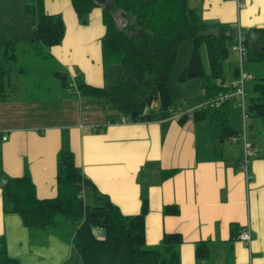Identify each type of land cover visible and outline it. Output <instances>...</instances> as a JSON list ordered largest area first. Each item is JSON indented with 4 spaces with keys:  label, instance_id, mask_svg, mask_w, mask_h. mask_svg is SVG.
<instances>
[{
    "label": "crops",
    "instance_id": "1",
    "mask_svg": "<svg viewBox=\"0 0 264 264\" xmlns=\"http://www.w3.org/2000/svg\"><path fill=\"white\" fill-rule=\"evenodd\" d=\"M242 2L240 6L237 0H188L205 20L240 27L249 42L257 43L261 35L254 29L264 26V0ZM26 5L27 0H0V21L1 11L11 12L9 39L34 36L36 18L27 12ZM44 6L48 13L60 14L66 27L61 43L46 49L44 56L54 71L58 68L68 74L67 80L72 74L94 86L119 84L120 73L103 62L104 6L99 4L92 10L88 24L80 22L72 0H44ZM1 33L0 39H7V34L2 37ZM175 67L179 73L182 64H174L172 69L173 99ZM227 77L226 83L234 82L231 70ZM74 85L72 95L61 97L52 107L39 97L25 102L32 107L19 96L0 102V132L7 135L6 140L0 137V163L7 175L21 176L28 171L39 198L55 197L57 156L67 136L76 164L124 214L140 213L143 198H148L147 247L160 246L167 232H179L184 238L179 245L180 264H198L196 244L201 240H207L210 248L209 258L202 264H264V150L255 141L247 135L255 153L249 157L246 171L243 150L233 145V140L225 143L219 157L209 124H196L192 119L180 122L182 113H191L207 101L204 96H183L188 99L177 111L152 107L148 121L122 116L125 121L110 122L108 115L116 114V109L103 98L81 95L77 82ZM60 91L66 93L62 86ZM31 108L40 112L34 116ZM230 118L235 129L244 128L245 122L247 131L248 118L244 121L238 104H231ZM255 125L253 120L252 127ZM166 169L175 172L162 179ZM83 196L87 204H93L92 188H86ZM167 205H177L179 213H165ZM232 223L239 227L236 236L231 234ZM245 226L252 233L249 244L239 237ZM75 227L68 226L65 239L42 233V229L31 231L20 215L4 212L0 186V236L6 235L9 254L21 264H83L70 240ZM94 232L105 235L101 227H95Z\"/></svg>",
    "mask_w": 264,
    "mask_h": 264
},
{
    "label": "trees",
    "instance_id": "2",
    "mask_svg": "<svg viewBox=\"0 0 264 264\" xmlns=\"http://www.w3.org/2000/svg\"><path fill=\"white\" fill-rule=\"evenodd\" d=\"M104 7L106 32L102 38V55L105 65L120 63L123 74L119 84L94 86L81 78L77 81L81 95L105 99L117 111L109 114L110 122H119L122 116L138 111L133 121H148L151 113L147 107L167 110L173 108L174 99L170 77L179 47L189 40L192 51L189 60L178 76L180 82L201 78L200 96L206 102L181 114L180 122L192 119L194 123L211 126L219 157L226 142L243 130L231 124L230 103H214L220 92L229 89L228 69L232 78L239 77L236 61L230 60L236 42L237 27L233 24L205 20L198 8L188 0H110ZM80 22L87 24L97 0H72ZM26 10L36 18L34 36L29 39H0V102L14 98L18 90L15 77L26 69L16 70L20 48L46 56L51 46L61 43L65 36V22L60 14L45 10L44 0H28ZM120 12V13H119ZM118 14L121 16V23ZM261 39L248 47L247 60H264V26L257 27ZM244 32H246L243 29ZM202 47H205L206 62ZM65 87L68 80L63 81ZM254 95L247 100V115L264 120V77L254 80ZM131 117V116H130ZM175 169L162 171V179L170 177ZM0 186L5 213L20 215L24 225L31 231L42 229L66 238L70 223H76L71 237L83 264H180L179 245L184 238L179 232L164 234L162 244L146 246L145 218L148 198H143L138 214H124L109 195L100 192L96 184L76 164L70 138L63 137L57 156V195L39 198L30 172L21 176L5 173L0 163ZM92 188L93 204L84 201V190ZM177 205H167L165 213H179ZM95 227L105 230L100 238ZM232 236L237 235L238 225L232 223ZM68 230V231H63ZM210 256L207 240L196 244V258L202 264ZM0 264H21L8 251L6 235L0 236Z\"/></svg>",
    "mask_w": 264,
    "mask_h": 264
},
{
    "label": "rangeland",
    "instance_id": "3",
    "mask_svg": "<svg viewBox=\"0 0 264 264\" xmlns=\"http://www.w3.org/2000/svg\"><path fill=\"white\" fill-rule=\"evenodd\" d=\"M118 17L120 18V23H121V16L119 14H118ZM10 18H11V12L1 11V21H0V31H2L1 36L4 37V35L7 34L6 37H4L7 39H9V37L7 36L10 34L9 33L10 20H11ZM22 48L23 47H21L19 51L20 53L19 62L16 65H14V67L16 70L26 69V72L22 73L20 76H18V78L15 77L16 84H18V90L14 93V98H17L19 96L23 103L25 102L32 103L36 101L35 97H39V99L48 103L47 107H52L53 105L59 102L61 97H65L68 93L69 95H72V93L75 91L74 84L78 81V79H80V77L76 79V77H73L72 74H69L68 82L71 85H68V86L72 91H67L68 86L64 87L63 81L55 76V73L59 71L61 72V70L56 68L54 71V65L48 58H44L42 56L36 55L33 51L28 50V52H24ZM179 50H180L179 57L178 59L176 58L177 61H175V65L178 66L182 64V67L180 68V70H182L183 67L185 66L184 64L186 60L187 59L189 60L190 55H191L192 45L190 41L189 40L183 41L179 47ZM202 55H203L204 61L206 62L207 58H206L205 47H202ZM237 57H238L237 51L233 49L230 60H233V61L237 60ZM63 58L65 60H68L66 57H63ZM110 65L114 66L115 73H120V76H122L123 74L122 64L116 63V64H110ZM228 65L229 64H227L226 67L229 73ZM244 66H245V70L254 76V79L246 80L247 83L245 82V96H246V101H247L251 96L254 95V89H253L254 80L260 77H264V60L253 61V60L246 59ZM121 69H122V73H121ZM176 70H177V67H175V71L173 73L172 80H171L173 84L172 87H173L174 95H175L174 106L172 109H174L175 111L180 110L183 106V104L181 103L185 102V100L188 99V97L184 99L183 96H188V95L200 96L199 92L201 91L200 89L202 85L201 78H195L193 79V81L195 80V82H190V83L180 82L178 80V76L181 71L178 73ZM66 75L68 76V74ZM175 80H176V83H174ZM48 86L50 88H47ZM56 86H58L57 89H55ZM61 86L64 92H66L65 94L61 93L60 91ZM54 91L56 92L54 93ZM195 92H198V93H195ZM179 97H182L181 100L178 99ZM192 99L194 98L192 97ZM25 105H27L28 107H32L26 103ZM235 105H237L236 102L232 104V106H235ZM151 109L152 107H147L146 112L148 113L149 111H151ZM30 110H31V114H33L34 116L40 112V109L35 110L31 108ZM53 114L54 113L50 111L49 115L53 116ZM247 118H248L247 120L248 128L246 132L248 135V139L250 141L251 140L255 141L258 144V146L264 150V120H262L259 117H252V116H248ZM253 120L256 121V125L254 127H252ZM242 130L243 132L240 135H238V137H240L239 140L234 141L233 145H237L239 150H243V153H244V140H243L242 134L245 132V123H244V128H242ZM70 224L74 226L77 225L76 223H70ZM63 231H68V230H63ZM74 231H75V228H73L72 235L74 234ZM41 232L42 233H45V232L53 233L51 231H44V230H42ZM104 236L105 235L98 236V237L103 238Z\"/></svg>",
    "mask_w": 264,
    "mask_h": 264
},
{
    "label": "built area",
    "instance_id": "4",
    "mask_svg": "<svg viewBox=\"0 0 264 264\" xmlns=\"http://www.w3.org/2000/svg\"><path fill=\"white\" fill-rule=\"evenodd\" d=\"M238 4L240 6L243 5L242 0H237ZM245 32L243 29L240 27L237 28L236 31V42L233 45V49L237 51L238 57L236 60V65L239 69V77L234 79L233 83H224V86H228L229 89L226 91H222L219 93L217 100L214 103H222V102H229L230 105L236 102L240 108L243 110V119L248 117L246 109H247V101H246V96H245V82L246 80H252L254 77L252 76L251 73H248L245 70V61L247 59V51L248 47L245 43ZM67 91H72L69 86L67 88ZM126 119H120L119 121H125ZM245 123V122H244ZM0 137L3 140L7 139V135H4V133L0 132ZM243 140H244V162L243 166L246 168L247 171V163L249 162V157L254 154L253 147L248 143L247 139V132H246V127H245V132L242 134ZM240 137L234 136L232 138L233 141H238ZM240 239L244 241L246 244H249L252 240V233L251 229L249 226H245L242 231L240 232L239 235Z\"/></svg>",
    "mask_w": 264,
    "mask_h": 264
},
{
    "label": "water",
    "instance_id": "5",
    "mask_svg": "<svg viewBox=\"0 0 264 264\" xmlns=\"http://www.w3.org/2000/svg\"><path fill=\"white\" fill-rule=\"evenodd\" d=\"M97 2L99 4H102L104 7L109 8L111 5L110 0H97ZM55 76L58 77L59 79H61L62 81H67L68 76L64 73L61 72H56ZM131 118H137L139 116V112L138 111H132V113L130 114Z\"/></svg>",
    "mask_w": 264,
    "mask_h": 264
},
{
    "label": "bare ground",
    "instance_id": "6",
    "mask_svg": "<svg viewBox=\"0 0 264 264\" xmlns=\"http://www.w3.org/2000/svg\"><path fill=\"white\" fill-rule=\"evenodd\" d=\"M253 76V75H252ZM254 77V76H253ZM223 86H224V83H221ZM221 93V92H220ZM254 153H255V151H254Z\"/></svg>",
    "mask_w": 264,
    "mask_h": 264
}]
</instances>
